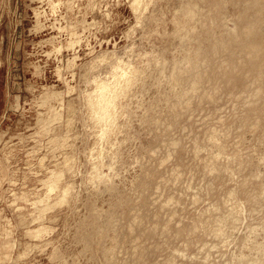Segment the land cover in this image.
<instances>
[{
    "label": "rangeland",
    "instance_id": "rangeland-1",
    "mask_svg": "<svg viewBox=\"0 0 264 264\" xmlns=\"http://www.w3.org/2000/svg\"><path fill=\"white\" fill-rule=\"evenodd\" d=\"M133 1L0 0V264H264V0Z\"/></svg>",
    "mask_w": 264,
    "mask_h": 264
},
{
    "label": "bare ground",
    "instance_id": "bare-ground-1",
    "mask_svg": "<svg viewBox=\"0 0 264 264\" xmlns=\"http://www.w3.org/2000/svg\"><path fill=\"white\" fill-rule=\"evenodd\" d=\"M135 1H138V0H135ZM135 1H133V3H136ZM142 1H143V0H142ZM144 1H145V0H144ZM138 2H140V0H139ZM138 2H137V4H138V6H139V3H138ZM142 3H143V2H140V5H141ZM135 7L137 8V5H136V6L134 5V7H132V8H135ZM140 7H142V5H141ZM145 7H146V6H145ZM137 9L139 10V7H138ZM137 9H136V11H138ZM133 11H135V10L133 9ZM130 67H131V66H130ZM120 68H122V65H120ZM120 68H119V69H120ZM125 68H126V67H125ZM127 68H128V67H127ZM132 69H133V71L137 70V68L135 69V67L132 68ZM134 69H135V70H134ZM124 70H125V73H124ZM127 70H128V69H127ZM121 71H122V69H121ZM121 71H120V72H121ZM130 71H131V70H130ZM137 72L139 73V69H138V71H136V75H134V76H135V79L137 78ZM123 73H124V75H123ZM126 73H127L126 69L123 68L122 75L125 76ZM128 73H129V71H128ZM128 73L126 74V76L128 75ZM133 73H134V72L129 73V74L132 75ZM118 74H120V73H118ZM134 74H135V73H134ZM122 75H120V76H122ZM123 76L120 77V78H123ZM129 76H130V75H129ZM113 77H114V76H113ZM127 77H128V76H127ZM127 77H126V78H127ZM120 78H119V79H120ZM119 79H118V81H120ZM123 79H125V78H123ZM123 79H122V80H123ZM130 79H133V77H130ZM115 80L117 81V79H115ZM115 80H113V81L115 82ZM127 80H129V78L126 79V82H127ZM133 80H134V79H133ZM95 81H96V80H95ZM97 81H98V80H97ZM100 81H101V80H100ZM100 81H99V82H100ZM104 81H105V80H104ZM104 81H103V82H104ZM124 81H125V80H124ZM130 81H131V80H130ZM99 82H98V83H99ZM126 82H125V83H126ZM131 82H132V81H131ZM101 83H102V81H101ZM106 83H107V82L102 83V84L107 85L108 83H107V84H106ZM116 83H117V82H116ZM116 83H115V85H116ZM129 83H130V82H129ZM96 84H97V83H96ZM109 84H110V83H109ZM109 84H108V85H109ZM112 84H113V83H112ZM119 84H123V82H122V83H119ZM126 84H127V83H126ZM131 84H132V83H131ZM98 85H99V84L96 85V86H97L96 88H99ZM117 85H118V84H117ZM100 86H102V85L100 84ZM111 86H112V85H111ZM113 86H114V84H113ZM118 86H119V85H118ZM118 86H117V87H118ZM121 86H122V85H121ZM126 86L130 87V85H126ZM126 86H125V87H126ZM102 87L104 88L105 86H102ZM102 87H101V88H102ZM117 87H116V88H117ZM96 88L94 89L95 91H93L92 93H95V92H96ZM101 88H100V89H101ZM105 88H106V87H105ZM107 88H110V87H107ZM114 88H115V87H114ZM121 88H122V87H121ZM121 88H119V89L121 90ZM130 88H131V87H130ZM100 89H98V92H99ZM111 89H112V88H111ZM127 89H128V88H127ZM103 90H105V89H103ZM114 90H116V89H114ZM120 90H118V92H119ZM106 91L108 92L109 90H106ZM106 91H105V92H106ZM110 91H111V90H110ZM110 91H109V92H110ZM124 91H125V90H124ZM101 92H102V91H101ZM109 92L107 93V94H108L107 96H109ZM115 92H117V91H115ZM120 92H123V90L120 91ZM120 92H119V93H120ZM90 93H91V92H90ZM110 93H113V92H110ZM119 93H117V94H119ZM88 94H89V93H88ZM104 94H105V93H104ZM117 94H116L115 96H117ZM91 95H93V94H91ZM91 95H90V96H91ZM105 95H106V94H105ZM105 95H104V96H105ZM110 96H111V95H110ZM110 96H109V99H110ZM112 96H113V95H112ZM112 96H111V97H112ZM96 97H97L96 99H94V98L92 97L90 103H91V105H92V108L97 110L96 113L98 112V114H99L98 117H100V119H98V121L100 122V120H102V118H103V120L105 119V118H104V117H105V110H106L107 107H108V102H107L106 100H108V99H106V100L104 99L106 96L103 98V93H100V94H99L98 96H96ZM106 98H107V97H106ZM113 98H114V96H113ZM111 99H112V98H111ZM112 100H113V99H112ZM88 101H89V100H87V103H89ZM109 101H110V100H109ZM111 104H113L112 101H111ZM111 104H110V105H111ZM87 105H88V104H87ZM114 105L116 106L115 103H114ZM114 105H113V106H114ZM110 107H111V106H110ZM110 107H108V108H110ZM89 108L91 109V106H90ZM90 109H88V110H90ZM116 109H117V106H116ZM114 110H115V108H114ZM112 111H113V110H112ZM88 112H89V111H88ZM90 112H91V111H90ZM94 112H95V110H94ZM94 112H91V113L94 114ZM106 112H109V111H106ZM96 113H95V115L92 114V116H96ZM115 113H117V111H116ZM111 114H112V113H111ZM90 116H91V115H90ZM111 116H113V115H111ZM111 116H109V117L111 118ZM114 116H115V114H114ZM107 117H108V115H107ZM109 117H108V118H109ZM91 118H92V117H91ZM96 118H97V116H96ZM108 118H106V119L108 120ZM112 118H113V117H112ZM115 118H116V116H115ZM115 118H114V119H115ZM92 119L94 120V117H93ZM92 119H91V120H92ZM106 119H105V121H106ZM95 120H96V119H95ZM95 120H94V121H95ZM103 120H102V121H103ZM116 120H117V119H116ZM98 121H97V122H98ZM102 121L100 122V124L102 123ZM108 122H109V121H108ZM113 122H114V121H113ZM115 122H116V121H115ZM115 122H114V124H115ZM111 123H112V122H111ZM100 124H99V125H100ZM116 124H117V123H116ZM94 125H95V124H94ZM96 125H98V123H97ZM109 125H110V124H108V126H109ZM100 126H102V125H100ZM104 126H105V123L103 124L102 127H104ZM106 127H107V126H105V128H106ZM96 128H97V127H96ZM109 128H111V127H109ZM100 129L104 130V128H101V127H100ZM108 130H109V129H108ZM96 132H97V131H96ZM98 132H99V131H98ZM98 132H97V133H98ZM102 132H103V131H102ZM104 133H105V131H104ZM98 134H99V133H98ZM98 134H97V135H98ZM102 135H103V134H102ZM100 136H101V133H100ZM103 136H104V135H103ZM105 137H106V134H105ZM102 139H104V137H103ZM102 141H103V140H102Z\"/></svg>",
    "mask_w": 264,
    "mask_h": 264
}]
</instances>
